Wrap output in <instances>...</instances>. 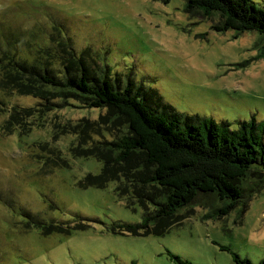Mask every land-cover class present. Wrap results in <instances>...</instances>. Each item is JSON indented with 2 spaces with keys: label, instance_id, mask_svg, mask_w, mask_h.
<instances>
[{
  "label": "rangeland",
  "instance_id": "374dc122",
  "mask_svg": "<svg viewBox=\"0 0 264 264\" xmlns=\"http://www.w3.org/2000/svg\"><path fill=\"white\" fill-rule=\"evenodd\" d=\"M218 21L190 15L186 0H0V58L10 52L33 62L59 36L78 56L86 51L93 69L106 67L114 81L158 91L184 117L233 129L253 117L264 123V39L219 33ZM55 56L48 59L60 71ZM37 102L0 89V264H175L168 252L193 264H234L233 253L251 264L264 261V189L245 214L238 207L215 218L209 208L194 207L162 236L114 232L115 222H141V206L128 207L116 182L82 187L102 164L72 154L74 135L54 141L57 121L95 120L106 111L71 102L76 106L57 109L29 134L4 128L11 107ZM36 143L57 146L68 166L50 167ZM52 224L72 231L50 232Z\"/></svg>",
  "mask_w": 264,
  "mask_h": 264
},
{
  "label": "trees",
  "instance_id": "16d2710c",
  "mask_svg": "<svg viewBox=\"0 0 264 264\" xmlns=\"http://www.w3.org/2000/svg\"><path fill=\"white\" fill-rule=\"evenodd\" d=\"M186 10L202 19L219 17L213 26L219 33L256 32L264 39V0H186ZM58 38L51 36L55 46L40 50L33 62L17 60L10 52L0 58V89L38 100L35 106L11 107L4 128L29 134L34 127L45 126L57 109L76 106L71 102L105 110L95 120L57 121L54 141L74 135L72 154L102 164L99 174L82 179V187L103 189L116 182L128 207L141 206V222H115L114 232L162 236L183 225L194 207L209 208V217L215 218L238 207L245 214L254 195L264 189V123L253 117L233 129L229 122L184 117L158 91L136 87L133 81L128 85L114 81L106 67L93 69L86 62V51L78 56L69 39ZM55 55L60 71L48 59ZM36 145L53 169L68 166L57 146ZM54 229L72 231L62 224H52L49 231ZM168 254L175 264H193ZM233 256L234 264H251L236 253Z\"/></svg>",
  "mask_w": 264,
  "mask_h": 264
}]
</instances>
